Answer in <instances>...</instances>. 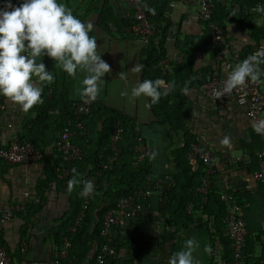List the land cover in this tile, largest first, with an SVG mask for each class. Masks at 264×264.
Returning <instances> with one entry per match:
<instances>
[{
    "label": "trees",
    "instance_id": "trees-1",
    "mask_svg": "<svg viewBox=\"0 0 264 264\" xmlns=\"http://www.w3.org/2000/svg\"><path fill=\"white\" fill-rule=\"evenodd\" d=\"M211 1L213 3L211 18L217 21L222 28L224 22L229 19L228 9L235 4L240 8L237 18L246 22V29L248 33H251L253 44H247L242 49H237L227 40L233 48L239 51V59L247 57L261 47L260 41H264V26L260 21L259 24L256 21V19H260L261 15L245 14L244 9L252 10L258 2L264 5V0H230L228 1L229 6L225 0ZM140 2L156 9V15L147 11L154 33L143 49L141 82L144 79L154 80L156 78L164 79L168 83L176 82L174 91L168 96H162L158 104L152 105L150 98H148L151 114L149 123L162 125L168 139L166 151L172 162L169 172L157 175L162 177L166 175L173 180L171 186L163 190L165 200L159 201L157 207L158 214L165 221V234L162 238L151 237L148 239L140 237L142 235L140 233L134 236L131 234L132 232L126 233L125 229H122V234L116 230L115 236L104 237L101 235L105 214L116 208L120 198L144 187L149 178L155 177L151 166L152 159H149L152 148H149V153L140 161L137 160V153L133 149V145L136 143V128H140L141 124L136 122L135 118L129 117L115 108L100 103H89L90 112L81 118L82 128L76 129L71 138L72 142L81 149L82 155L79 160L71 165L69 179L73 176L72 169L76 168L81 173L82 178L95 182L96 194L84 198L79 195L82 185L70 194L66 190L67 184L63 187L60 186L54 171L55 166L60 162V158L54 145L60 132L66 126H73L75 102L65 99L63 93L57 95L54 86H46L42 93L44 102L34 106L23 115L17 137L20 141L30 142L43 153V157L38 161L42 164V177L36 183L37 197L40 198L39 203L42 202L43 204L46 201V193L49 190V184L52 182L55 183L56 188L54 189H57L67 200V209L56 220L51 229L50 237L53 239L56 250L60 248L63 237L66 236L70 239L69 255L75 258V264H96L97 253L104 243H109L116 249V255L107 257L105 262L109 261L110 264H141L143 259L147 260L150 256L148 249H159L165 252L166 249L162 243L164 241H169L167 250L168 258H170L174 252L182 248L187 239H190L189 229L192 225L195 227L203 226L208 240L213 241V237L218 238V242L223 248L220 260L229 261L231 259V247L224 222L226 204L220 199L221 191L212 185V181L205 195L196 190L207 175L208 165L202 162L198 156H190L192 145L199 146V142L197 135L192 132L183 119V110L187 103L188 94L185 95L181 92L185 83L188 84L189 89L195 83L203 84L204 81L195 80L198 75L206 81L212 78L210 66L193 69L195 55L201 52L214 59L217 48L212 44L206 22L200 16L202 25L205 26L202 35L186 36L182 41H178L179 38L176 39L175 46L182 52V60L172 67L171 71L163 74L161 60L165 56V35L171 22L165 16V11L170 0H140ZM121 23L123 26L131 28L133 18L131 17L130 20ZM90 35L92 36V34ZM261 69H264V65H261ZM48 89H51L50 93L46 94ZM5 99L0 95V106ZM116 122H119L122 127L117 158L110 162L108 168H102V164L107 163L113 154L110 135L112 126ZM143 142L147 145L144 137ZM199 148L202 150L200 146ZM256 163L258 164L257 156ZM227 193L232 196L234 202L241 206V194L237 195L230 190ZM85 199L87 203L83 208ZM149 200L150 198L143 201V209L137 215L139 219L140 215L144 214L143 211L149 208ZM81 212L83 213L81 220L76 224L75 230L70 232V228ZM134 218L122 220L120 225L124 228L126 222H131ZM251 238L250 234L245 232L242 253L243 264L249 262L250 258H247L253 251ZM158 239L162 242L158 243ZM0 243L4 245L1 232ZM5 248L9 254V250L7 247ZM120 254L126 255L120 259Z\"/></svg>",
    "mask_w": 264,
    "mask_h": 264
},
{
    "label": "crops",
    "instance_id": "crops-1",
    "mask_svg": "<svg viewBox=\"0 0 264 264\" xmlns=\"http://www.w3.org/2000/svg\"><path fill=\"white\" fill-rule=\"evenodd\" d=\"M225 1L229 6L228 1L230 0ZM11 2L18 6V3H21L22 0L21 2L11 0ZM59 2L72 8L74 14L82 21H91L94 24V31L90 34L96 37L97 43L100 45V51H103L102 59L111 66V72L104 77L105 83L99 96L101 102L97 99V101L88 103L106 105L104 100L109 95L111 88L109 83L111 82H120L123 89L127 88V84L119 78L118 74L121 71L127 73V83L133 84L132 86H135L137 82H141L143 68L139 73L133 72L132 68L135 65H142L145 45L131 32L130 28L123 26V23H121L130 20L132 17L133 11L126 0H59ZM4 4L5 0H0V7H3ZM228 10L229 19L223 25L227 40L237 49H242L247 44H253L251 33H248L246 29V22L237 18V13L240 10L239 6L235 4ZM165 12V16L171 22L165 35V56L162 59H165V65L161 64L163 74L171 71L172 67L182 60L183 54L175 46V40L179 38L178 41H182L186 36H201L205 29L199 15L197 0H170ZM244 13L254 14L253 10L247 8L244 9ZM256 21L258 24L260 21L264 26V17H260ZM260 45H264V41H260ZM245 58L235 60L234 65ZM42 62L45 63L47 70L52 71L55 77L54 82L50 85H44V88L54 86L57 95L63 93L65 99L67 98L75 103L83 101L76 94L77 87H73L72 84L69 85L66 73L63 71L62 82H59L58 70H56L52 58L45 55ZM204 66L211 67L212 76H222L223 74L214 59L199 52L195 55L193 69H200ZM82 75L79 74V78H82ZM261 79L264 80V77H261ZM195 80L204 82L201 85L195 83L190 89L183 110V119L192 132L197 135L199 146L202 149H209L213 156V166L209 173L212 185L221 192L230 190L237 195L241 194L240 202L245 229L246 233L252 237L250 241L253 244V251L247 258H250V260L246 264H264V184L257 183L252 176L253 170L255 171L258 167L256 151L264 145V135H258L252 129V123L245 116L244 106L236 101L227 107L220 106L207 93L206 85L210 79L206 81L198 75ZM261 87L264 89V84ZM48 90L46 94H49L51 89ZM122 97L127 100V96ZM131 103L134 109L129 114H132V118H135L136 122L141 124L142 135L147 145L151 146L152 151H154L153 141L148 140V138L153 133L161 138L164 161L156 164L155 159H152L153 175L157 176L169 172L172 162L165 156L168 144L167 135L161 124L149 123L151 114L148 107V97L135 98ZM138 106L139 109L141 106V114L144 115H146L145 106L147 108L148 116L141 117L144 124L139 121ZM16 107L18 112L13 121L14 129H11L8 126L10 122V101L6 98L0 106V147H6L10 139L17 137L20 120L25 112L18 105ZM121 112L128 115L125 111ZM147 126L149 132H144ZM225 135L232 138L230 148L220 143ZM41 166L42 164L39 162L9 165L0 160V216L11 205H23V208L15 211L0 229L4 246L9 250L14 264H54L56 248L53 239L50 237V232L56 220L67 209V200L57 189H54L56 188L54 186V188L47 190L46 201L43 204L42 202L39 203L40 198L37 197L36 183L42 177ZM25 191L29 192L28 196H24ZM158 205L159 197L154 193L150 197L149 208L143 211L144 214L140 215V219L136 217L131 222H126L124 228L121 225L119 227L125 229L126 233L132 232L131 234L134 236L140 233L142 234L140 237L148 239L151 237L162 238L165 234V221L158 214ZM27 207L28 210L26 211ZM115 234L116 232L112 236H115ZM189 236L200 242V248L197 249L194 256L201 261V264H217L216 257L217 255L220 258L222 257L223 249L218 242V238L213 237V241L208 240L203 226L195 227V225L190 227ZM257 236H259L258 239H256ZM157 242L161 243L162 241L158 239ZM162 243L166 251L148 249L150 251L148 261L143 259L141 264H168L167 245L169 241ZM206 244H211L213 247L211 256L203 251ZM257 246H259L258 255L256 252ZM125 255L120 254V259ZM247 259L244 258V260ZM104 264H110V262L106 261Z\"/></svg>",
    "mask_w": 264,
    "mask_h": 264
},
{
    "label": "clouds",
    "instance_id": "clouds-1",
    "mask_svg": "<svg viewBox=\"0 0 264 264\" xmlns=\"http://www.w3.org/2000/svg\"><path fill=\"white\" fill-rule=\"evenodd\" d=\"M144 7L156 15L154 7ZM253 11L264 14V5L255 6ZM93 31L94 24L91 21H82L72 8L59 0H22L18 6L11 0H5L4 6L0 7V95L18 105L25 113L42 104L44 85L52 84L55 79L52 71L47 70L42 62L46 55L55 61L57 68L73 79L83 74L76 94L85 102L97 100L111 66L102 59L103 51H100L96 37L90 35ZM261 65H264V45L226 70L227 77L222 90L216 92V99L231 94L247 82L264 84L261 79L264 69H261ZM142 68L143 65H135L132 71L139 73ZM118 75L127 84V73L121 71ZM175 87V81L168 83L161 78L144 79L131 88L129 98L148 97L150 103L155 105ZM189 91L185 83L181 92L187 95ZM121 96H129L127 88L121 92ZM251 127L258 135H264V118L254 120ZM220 143L230 148L231 136L225 135ZM157 155L154 150L149 154V159H155ZM72 173V178L67 182L69 194L81 185V197L88 198L96 194L93 180L82 178L76 168L72 169ZM199 248L198 240L187 239L182 248L172 254L168 264H201L194 256ZM203 251L211 256L213 247L206 244ZM256 252L258 255L259 246ZM216 259L218 264H222L218 255Z\"/></svg>",
    "mask_w": 264,
    "mask_h": 264
},
{
    "label": "built area",
    "instance_id": "built-area-1",
    "mask_svg": "<svg viewBox=\"0 0 264 264\" xmlns=\"http://www.w3.org/2000/svg\"><path fill=\"white\" fill-rule=\"evenodd\" d=\"M199 7V15L206 22L208 34L210 40L215 48H217V54L214 61L218 64L223 71L222 76L214 75L208 81L206 88L207 93L222 107L229 106L232 102L236 101L240 105L244 106L245 116L252 123L254 120L264 118V89L261 87V83L253 84L247 82L245 86L233 90L231 94L224 95L219 99H216V92L221 91L223 88V82L227 77V71L231 66H234L235 60L239 59V51L233 48L227 41L224 29L215 20L211 18L213 3L211 0H197ZM127 4L132 9L133 23L131 25V32L135 34L146 46L154 33V28L151 21L148 19L147 10L144 7V3H137V0H126ZM257 5H263L258 2ZM254 9V8H253ZM252 9V10H253ZM255 14H260L253 11ZM264 17V14H260ZM161 64L165 65V59L161 61ZM10 114L8 126L13 128V121L16 117L18 109L15 104L10 102ZM73 112L75 121L73 126H66L59 134L58 139L55 142V149L59 154L60 162L54 168L56 174V180L60 186L63 187L69 180L71 172V165L81 158V149L72 142L71 138L75 134L76 129L82 128V117L90 112V105L88 102L81 101L76 102L73 106ZM138 126V125H137ZM122 135V127L119 122H116L112 126L110 143L113 154L107 163L102 164V168H108L110 162L117 158L118 144ZM134 151L137 153V160H142L148 153L149 147L143 142V135L141 128H136V143L133 145ZM190 156H198L202 162L208 165L207 175L202 179L199 187L196 188L198 192L205 195L207 189L211 184L209 177L210 170L213 166V156L209 149H200L198 145H192V152ZM258 158V168L252 173L253 179L260 184H264V145L256 151ZM43 157V153L36 149L28 141H20L17 137H13L9 140L6 147H0V160H3L9 165H25L33 162H38ZM173 180L168 176H155L149 178L144 187L134 190L131 194L119 199L117 206L114 210H109L103 221L101 229V235L104 237L112 236L116 230L122 234L123 230L120 229L122 220L131 219L137 217V215L143 209V201L150 198L154 193L159 197V201L163 202V190L168 189ZM55 183L49 184V189L54 188ZM29 192L25 191L24 196H28ZM220 199L226 204L225 211V228L226 233L230 241L231 247V259L229 261H222V264H243V245L244 235L246 232L245 222L242 215V209L239 204L233 201L231 195L227 192H220ZM87 200L83 203V208L86 206ZM23 205L14 204L6 209L0 216V229L6 220L11 218L12 214L21 210ZM190 208V206H189ZM82 212L75 219L70 232L75 230L76 224L82 218ZM71 242L68 237H63L62 244L59 249L54 253V264H75V258L69 255V249ZM116 249L109 243H104L100 246L96 256V264H104L105 260L109 256H115ZM0 264H14L9 254L6 252L4 245L0 243ZM218 264V262H217Z\"/></svg>",
    "mask_w": 264,
    "mask_h": 264
},
{
    "label": "rangeland",
    "instance_id": "rangeland-1",
    "mask_svg": "<svg viewBox=\"0 0 264 264\" xmlns=\"http://www.w3.org/2000/svg\"><path fill=\"white\" fill-rule=\"evenodd\" d=\"M55 68H56V70H58V74H57L58 76L57 77L59 79V82L61 83L62 79H63L62 70L60 68H57L56 66H55ZM66 77L68 79V83H69L70 86H71V84H72L73 87L80 86V78L73 79L72 77L68 76L67 74H66ZM78 77H79V74H78ZM75 80H78V81H75ZM71 82H73V83H71ZM109 85H111V88L109 90V95L107 96V99L104 100V101H106V105L110 106V107H113V108H116V110L125 111V112H127V114L129 116L132 117V114H129V113H131L133 111V109H134V106L131 105L132 104L131 102H132L133 99H130L129 97H130L131 88L133 87L132 86L133 84L127 83V89L129 91V96H127V100L121 96V92L124 90L122 88V83L114 81V82L109 83ZM70 86H69V88H70ZM97 99H98L99 102H101L100 97H98ZM95 101H97V100H95ZM145 109H146V115H144L143 113L141 114V106H140V109H139V106H138V113H139L138 117L140 118L139 121L142 124H144V123L142 122L143 120H142L141 117L148 116L146 106H145ZM145 131L149 132V127L148 126L145 127L144 132ZM141 133H142V131H141ZM146 138H148V137L146 136ZM149 139H151L153 141L154 150L158 153V155L155 158L156 164H159V162L163 163L162 161H164V158H163L164 153H163L162 144L160 142L161 138L156 133H153L152 136H150V138H148V140ZM148 147L150 148L151 146H148ZM165 156L168 158V160H170V158H169L167 153H165ZM170 169H171V167H169V170Z\"/></svg>",
    "mask_w": 264,
    "mask_h": 264
}]
</instances>
